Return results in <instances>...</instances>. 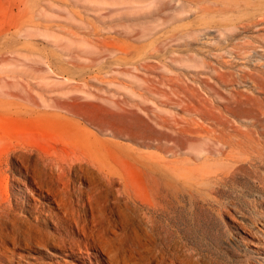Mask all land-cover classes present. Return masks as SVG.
<instances>
[{
	"label": "rangeland",
	"instance_id": "374dc122",
	"mask_svg": "<svg viewBox=\"0 0 264 264\" xmlns=\"http://www.w3.org/2000/svg\"><path fill=\"white\" fill-rule=\"evenodd\" d=\"M0 200L11 264H264V0H0Z\"/></svg>",
	"mask_w": 264,
	"mask_h": 264
},
{
	"label": "bare ground",
	"instance_id": "6f19581e",
	"mask_svg": "<svg viewBox=\"0 0 264 264\" xmlns=\"http://www.w3.org/2000/svg\"><path fill=\"white\" fill-rule=\"evenodd\" d=\"M216 141V140H215ZM53 172V171H52ZM48 174V173H47ZM35 175V174H34ZM33 176V175H32ZM49 176V175H48ZM34 178V177H33ZM35 177L34 179H36ZM43 179V178H42ZM49 179V178H48ZM46 180V179H45ZM38 181V180H37ZM50 181V180H49ZM39 183V182H38ZM39 186V184H38ZM45 187V186H44ZM41 187H39L40 189ZM52 189V187L50 188ZM45 190V189H44ZM49 190V189H48ZM54 190V189H53ZM57 190V189H56ZM51 191V190H50ZM44 192V191H43ZM42 192V193H43ZM51 194V193H50ZM49 194V195H50ZM58 191L53 192L52 195L55 197L53 200L56 204L54 210L47 209V213H40L39 218L30 219L31 223H35L39 225L42 221H46L50 218H53L57 229L61 231L62 235L72 234V229H74L73 225H75L76 229L78 228V223L76 220V215L74 213H70L66 204L63 201V198L58 196ZM5 195V194H4ZM65 195V194H64ZM53 198V197H52ZM68 200V199H67ZM15 201V200H14ZM19 202V201H18ZM13 203V202H12ZM13 206V205H12ZM20 206V205H18ZM36 208V207H35ZM44 208V207H43ZM49 208V207H48ZM33 209V208H32ZM41 210V209H40ZM35 211V210H34ZM33 212V210H32ZM23 213V212H22ZM90 213V212H89ZM30 214V212H29ZM37 214V213H36ZM81 216V215H80ZM20 218L19 214L13 211L10 207L4 205L0 200V264L7 263L11 264L9 258L6 256V252L8 251V246H16L19 245L22 241H31L30 234L25 232L20 227L17 226L16 221ZM88 221V220H87ZM91 221V220H90ZM90 223V222H89ZM53 224V222H52ZM97 224V223H96ZM91 225V224H90ZM93 225V223H92ZM90 227V226H89ZM88 227V228H89ZM55 228V227H54ZM91 228V227H90ZM59 232V231H58ZM41 233V231H40ZM39 233V234H40ZM47 235V234H46ZM45 235V236H46ZM53 238V237H52ZM55 238V237H54ZM70 238V236H69ZM95 238V237H94ZM98 238V237H97ZM38 239V238H37ZM48 239V238H46ZM91 239V238H90ZM103 239V238H102ZM45 240V238H43ZM105 240V239H104ZM34 241V240H33ZM58 242V241H57ZM120 242V241H119ZM35 243V242H34ZM49 243V242H48ZM67 243V242H66ZM27 244V243H26ZM100 244V243H99ZM28 245V244H27ZM26 245V246H27ZM37 245V244H36ZM43 245V244H42ZM32 247V246H31ZM54 247V246H53ZM102 247V246H101ZM99 247V249L101 248ZM28 248V247H26ZM75 248V247H74ZM35 249V248H34ZM93 249V248H92ZM107 249V247H106ZM33 250V249H32ZM40 250V249H39ZM59 250V249H58ZM75 250V249H74ZM62 251V250H61ZM65 251V250H64ZM68 251V250H67ZM95 251V250H93ZM107 256V254H106ZM97 257V256H96ZM104 257V256H103ZM117 258V257H116ZM102 259V258H101ZM103 260V259H102ZM104 261V260H103ZM119 264V263H118ZM122 264V263H121ZM128 264V263H127ZM189 264V263H188Z\"/></svg>",
	"mask_w": 264,
	"mask_h": 264
}]
</instances>
